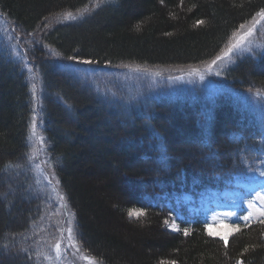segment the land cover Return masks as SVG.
Segmentation results:
<instances>
[{"label":"trees","instance_id":"trees-1","mask_svg":"<svg viewBox=\"0 0 264 264\" xmlns=\"http://www.w3.org/2000/svg\"><path fill=\"white\" fill-rule=\"evenodd\" d=\"M91 2L0 0L16 33L40 32L26 55L41 73L42 136L83 256L96 264H264V217L240 225L225 244L191 210L213 191L264 178L263 113H244L224 98L202 108L165 97L124 107L45 57L51 49L61 60L100 67L202 65L264 0H109L75 23L41 31L48 19ZM19 67L0 41V264H38L31 237L43 207L26 161L34 108ZM227 81L264 94V54L238 61ZM171 221L178 231L167 228Z\"/></svg>","mask_w":264,"mask_h":264},{"label":"rangeland","instance_id":"rangeland-1","mask_svg":"<svg viewBox=\"0 0 264 264\" xmlns=\"http://www.w3.org/2000/svg\"><path fill=\"white\" fill-rule=\"evenodd\" d=\"M109 2L92 0L89 8L75 13H62L48 19L41 31L54 25L75 23L89 11ZM99 5V6H97ZM251 31V35H248ZM39 34L22 37L0 15V41L16 64L26 75L32 99L34 114L29 126L27 144L28 173L30 186L41 199L43 209L41 218L32 229L31 252L37 256L38 264H89L80 251L74 231V217L65 197L55 182L51 158L46 152L43 131L44 88L41 73L27 57L28 44L36 47ZM241 37L244 40L228 56L224 53ZM264 54V18L257 14L239 27L228 39L219 54L210 62L184 68L147 67L138 65H120L117 67L80 64L70 60H61L51 49H45L47 62L61 75H71L84 86L108 102H118L127 107L137 100L166 98L180 99L188 103L200 104L201 108L210 107L217 99H230L244 113L264 114V94L255 90H238L227 81L230 69L243 59H257ZM221 57V59H217ZM216 61L215 64L212 61ZM211 66V67H210ZM203 77V78H201ZM33 124L35 129L33 130ZM8 179L3 178V180ZM254 181V180H250ZM34 191L27 190L28 197ZM257 193L264 194V179L250 184L238 183L230 190L213 191L201 198V204L193 210L202 214L206 232L210 236L226 238L249 220H258L257 209L264 207V201L257 199ZM13 195V194H9ZM24 201H27L24 198ZM249 202L254 207L249 208ZM193 209V208H192ZM193 212V213H194ZM251 213V216H249ZM249 217L247 220L243 217ZM175 225V228L173 227ZM167 228L178 231L174 221ZM69 230H71L69 232ZM60 245L59 252L56 245ZM1 247V246H0ZM3 251V249H0ZM96 264V263H95Z\"/></svg>","mask_w":264,"mask_h":264},{"label":"snow or ice","instance_id":"snow-or-ice-1","mask_svg":"<svg viewBox=\"0 0 264 264\" xmlns=\"http://www.w3.org/2000/svg\"><path fill=\"white\" fill-rule=\"evenodd\" d=\"M99 6V5H97ZM258 16H260L261 18H264V8H262L258 13H257ZM243 27V25L241 26ZM248 35H251V31H249ZM244 40V37H241L235 44L231 45L229 47V49L224 53V56H228V54L236 47L239 46V44ZM71 59V58H70ZM217 59H221V57H217ZM90 61H85V63H89ZM213 64L216 63V61H212ZM211 67V66H210ZM203 78V77H201ZM35 129V125L33 124V130ZM262 176H264V172H261L260 173ZM257 199L261 200V201H264V194H261V193H257ZM254 207V204L252 202H249V208H252ZM258 213L260 216H264V207L260 208V209H257ZM130 215H142L143 213L141 212H130L129 213ZM249 216H251V213H249ZM249 217H243V219L247 220ZM165 223H167V221H165ZM173 227L175 228V225H173ZM71 230H69L70 232ZM185 235H187V230L185 229ZM236 231H239V229L237 228ZM212 233H209V235H211ZM221 239H224L225 241V244H227V238L225 236H221ZM56 250L57 252H59V249H60V245L57 244L56 246ZM89 260V264H95V261L94 259L92 258H86ZM161 264H164V262H161ZM171 264H175V261H172Z\"/></svg>","mask_w":264,"mask_h":264}]
</instances>
